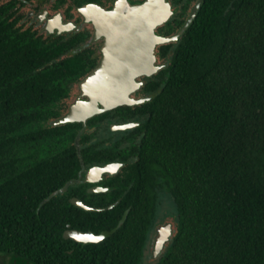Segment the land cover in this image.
<instances>
[{"label": "trees", "instance_id": "1", "mask_svg": "<svg viewBox=\"0 0 264 264\" xmlns=\"http://www.w3.org/2000/svg\"><path fill=\"white\" fill-rule=\"evenodd\" d=\"M194 1L170 0L179 9L157 31L174 32ZM157 50L168 63L143 87L154 93L141 105L143 137L123 194L127 215L97 242L62 237L61 215L73 205L63 207L54 196L39 206L78 166L74 146L26 169L16 166L23 165L21 154L12 158L20 143L70 124L47 121L37 129L30 114L39 110L27 98L41 77L15 84L19 71L2 70L0 251L39 264H140L162 186L178 213L157 264H264V0H203L184 34ZM114 210L84 213L105 224L91 226L98 232L117 224L122 210Z\"/></svg>", "mask_w": 264, "mask_h": 264}, {"label": "flooded vegetation", "instance_id": "2", "mask_svg": "<svg viewBox=\"0 0 264 264\" xmlns=\"http://www.w3.org/2000/svg\"><path fill=\"white\" fill-rule=\"evenodd\" d=\"M112 3L113 0H0V73L8 67L18 70L19 73L13 80L15 84L41 77V83L31 85V92L35 95L27 98L30 103H35V110H39L38 113L30 114L35 118L32 123L40 125L37 129H43L47 121L49 123V120L66 112L69 104L80 93L79 81L100 60L103 38L95 37L93 24L86 21L88 13L84 15L80 9L91 4L109 9ZM158 46L157 62L167 64V58L160 60ZM153 75L138 77L143 84L132 91L130 96L148 97L145 101L150 100L153 90L145 91L143 87ZM157 83L159 82L154 84ZM143 102L120 104L96 113L84 122H69L70 125L63 126L52 136L43 135L34 143H20L21 147L13 149L15 154L12 158L17 159L16 154H21L20 159L23 161V165L16 166L26 169L32 165L30 162L69 153V149L74 146L78 166L61 186L54 189L68 183L65 191L54 196L63 207H75V210L61 215L62 219L67 220L62 237L65 230L93 231L92 227L105 225L103 222H91L94 217L84 212L92 210L71 203L72 198L80 200L86 206L102 208L97 210L99 212L115 208L116 213L122 210V216L125 210L128 211V208L123 209V194L128 189L127 180L134 174V166L138 160L145 121L141 107ZM123 123H132V126L118 128ZM48 144L53 146L45 154H32L28 149ZM109 162L117 163V167L100 174L87 170L88 167ZM51 192L40 201L39 206L46 199L54 197L48 198Z\"/></svg>", "mask_w": 264, "mask_h": 264}, {"label": "water", "instance_id": "3", "mask_svg": "<svg viewBox=\"0 0 264 264\" xmlns=\"http://www.w3.org/2000/svg\"><path fill=\"white\" fill-rule=\"evenodd\" d=\"M203 0H195L189 7L183 23L172 33L162 34L157 27L167 22L178 10L170 0H113L109 9L91 4L80 10L86 15L95 29V37L103 38L100 46L101 57L98 64L78 83L80 93L69 104L61 116L49 120V126H57L69 122L85 121L88 117L120 104H139L148 97L134 98L132 91L139 88L142 76L156 73L166 63H158L156 46L175 42L184 34L195 19ZM90 13V14H89ZM85 97V98H83ZM132 123H123L118 128L125 129ZM117 163L109 162L100 166H91L90 173L109 172ZM68 183L54 190L48 196L67 189ZM71 203L86 210L102 208L84 205L80 200L72 198ZM124 211L117 224L109 230L100 232L65 230L63 237L82 243L97 242L113 233L124 221ZM171 223L159 225L152 240L151 257L156 258L172 236ZM5 255L4 264H39L34 260L16 253L0 251ZM10 258V261L8 259Z\"/></svg>", "mask_w": 264, "mask_h": 264}, {"label": "rangeland", "instance_id": "4", "mask_svg": "<svg viewBox=\"0 0 264 264\" xmlns=\"http://www.w3.org/2000/svg\"><path fill=\"white\" fill-rule=\"evenodd\" d=\"M191 3L192 0H189ZM36 128V125H30L26 129H34ZM53 144H48V146L41 145L40 147L34 146L30 149L32 154L38 155V152H41L43 154L46 153L48 148H51ZM42 150V151H39ZM34 156V155H32ZM156 194H157V205L154 212L152 223L150 224L148 231H147V238L145 240V244L143 246V257L140 262V264H157L161 258L163 257L166 247L168 246V242L165 244L164 249L160 252V254L156 258L151 257V249H152V240L155 233L156 228L159 225L165 224V223H171L172 229L174 232L175 225L177 223V205L174 200L173 195L168 192L165 188L162 186H159L156 188ZM172 232V235H173ZM5 255H0V264H4V257Z\"/></svg>", "mask_w": 264, "mask_h": 264}, {"label": "bare ground", "instance_id": "5", "mask_svg": "<svg viewBox=\"0 0 264 264\" xmlns=\"http://www.w3.org/2000/svg\"><path fill=\"white\" fill-rule=\"evenodd\" d=\"M8 261H10V258L8 259Z\"/></svg>", "mask_w": 264, "mask_h": 264}, {"label": "snow or ice", "instance_id": "6", "mask_svg": "<svg viewBox=\"0 0 264 264\" xmlns=\"http://www.w3.org/2000/svg\"><path fill=\"white\" fill-rule=\"evenodd\" d=\"M112 170H114V168Z\"/></svg>", "mask_w": 264, "mask_h": 264}]
</instances>
